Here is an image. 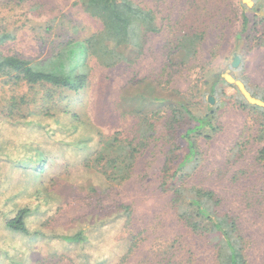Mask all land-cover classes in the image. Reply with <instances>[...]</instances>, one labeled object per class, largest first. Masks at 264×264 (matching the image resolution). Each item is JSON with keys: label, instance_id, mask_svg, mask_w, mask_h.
<instances>
[{"label": "rangeland", "instance_id": "obj_1", "mask_svg": "<svg viewBox=\"0 0 264 264\" xmlns=\"http://www.w3.org/2000/svg\"><path fill=\"white\" fill-rule=\"evenodd\" d=\"M134 1L154 10L159 30L146 34L141 51L123 49L132 61L104 67L95 57L90 58V78L82 90L31 86L0 76V136L6 137L0 145V182L8 169L4 163L8 164L23 149L17 141L24 126L7 122L9 115L18 118L41 113L47 103L53 105L54 113L65 110L78 113L106 136L120 130L122 137H132L137 123L135 112L160 109V116L155 118L154 136L138 153L132 176L121 184L93 187L78 176L80 169L73 167L65 171V161L74 157L71 148L56 151L59 158L48 162L47 177L70 174L73 194L66 202L41 205L45 215L40 220L32 215L30 227H39L41 220L48 217L49 227L44 231L49 234L74 233L83 227L89 232L92 219L88 215L100 212L102 217L114 219L104 237L87 238L81 248L61 239L38 237L34 243L24 244L22 252L29 259L54 251L69 254L50 258L43 264H73L70 258L77 264H97L98 256L102 261L106 259L102 264H112L126 251L127 237L134 235L138 245L124 264H216L213 246L180 222L171 193L161 187L162 168L170 146L164 137V124L171 113L170 105L186 103L195 115L210 114L216 128L206 131L209 138L194 133L198 158L188 164L184 182L218 193L223 208L238 219L249 263L264 264V161L259 159L264 148V117L261 112L242 105L244 96L224 77L231 72L252 94L264 97V15L241 0ZM253 1L264 12V0ZM242 10L249 16L252 31L246 33V47L238 51L239 67L233 68ZM101 28V22L85 10L82 0H0V31L13 36L1 47L7 54L30 60L46 58L60 42L71 37L83 40ZM194 30L203 38L196 54L187 59L178 44L184 33ZM49 90H52L51 98ZM182 117L186 121L189 115L183 113ZM44 134L57 145L69 141L61 130L51 136L41 131V137ZM23 137L31 143L30 136ZM12 171L15 181L23 179L21 170ZM12 191L15 188H4L3 182L0 183L2 204L15 201L4 204L6 208L14 210L25 201L31 202L32 207L36 205L33 199L7 200ZM58 191L59 198H64L63 188ZM122 203L129 204L133 210L132 222L124 233L125 217L117 214L112 218L109 212L114 209L108 208ZM175 239L180 243L176 244L179 249L176 254L174 250L167 254L166 249L172 247ZM8 252V255L0 253L4 264L10 263L11 257L17 258L19 250L11 248Z\"/></svg>", "mask_w": 264, "mask_h": 264}, {"label": "trees", "instance_id": "obj_2", "mask_svg": "<svg viewBox=\"0 0 264 264\" xmlns=\"http://www.w3.org/2000/svg\"><path fill=\"white\" fill-rule=\"evenodd\" d=\"M82 4L92 17L101 22L102 28L83 40L71 37L60 42L57 49L46 58L30 60L20 55L5 53L1 47L13 36L6 31H0V76H7L15 82H25L31 86L51 85L78 92L89 81L90 58L95 57L104 67L115 66L121 61H130L131 58L123 49L141 51L146 34L159 30L154 10L142 7L134 0H82ZM200 40L201 36L196 30L181 36L178 45L185 58L189 59L196 54ZM48 96L51 98L52 90H49ZM46 98L47 96L44 97L45 101ZM243 99L242 105L250 106L261 112L264 117L263 107L251 105L245 98ZM261 99L264 100V97ZM170 106L171 113L164 124V137L170 146L162 168V189L171 193L172 205L180 222L213 246L216 251V264H250L244 252L246 240L238 219L223 208V200L218 193L213 189L186 185L184 182L188 164L198 158V141L194 133L209 138L206 131L216 128L210 114L195 115L186 103ZM41 110V113H30L18 118L11 115L6 117L7 122L24 126V131L17 141L23 145V149L19 155L13 156L8 164L6 162L3 165L8 167L6 175L1 180L4 188L12 187L16 190L7 195L6 199L16 200L20 197L22 202L27 199L36 201L33 207L31 202L25 201L14 210L6 208L4 204L15 201H5L4 204L0 201V253L8 255V249L19 250L15 255L18 257H11L8 264H43L50 258L69 255L54 251L29 259L21 248L38 237L48 240L61 239L79 244V248L87 243V238L91 239L92 236L98 237L97 239L103 238L107 227L111 226L114 219L102 217L100 212L88 215L92 219L89 223V232L83 227L74 233L49 234L48 231H44L45 227H49L48 217L41 220L39 227H30L29 219L32 215H35L37 220L45 215L43 205L50 202H66L73 194L74 187H71L73 181L69 182L70 174L66 173L57 178L47 177L48 162L58 159L62 149L71 148L74 149V157L65 161V171L68 172L73 167L76 170L80 169L78 176L93 187L121 184L132 176L138 153L154 136L157 127L155 118L160 116V109L151 112L136 111L137 123L132 137H122L120 130L106 136L101 129L72 110L54 113L53 105L47 103ZM183 113L189 115L187 122L183 121ZM56 130L65 132V138L69 141H61V144L57 145L46 134L41 137V131L51 136ZM26 135L30 136L31 143L28 138L23 139ZM5 139L3 135L0 136V145ZM259 159L264 161V148L259 153ZM13 169L21 170L23 179L15 181L16 177L11 176L14 175ZM18 184H21L20 188ZM60 187L64 190V198H59ZM6 191L7 189H4V192ZM108 208L114 209L109 212L112 218L117 214L125 217L122 232L127 231L132 222V207L122 203L109 205ZM12 239L18 240V243L12 242ZM126 240H128L126 251L112 264H124L138 245L134 235L127 237ZM176 244H180L178 239L171 243L172 247H168L166 253L170 254V250H174L172 252L176 254L179 249ZM70 259L73 264H77L73 258ZM3 260H0V264L5 263ZM97 260L99 262L97 264L106 263V259L102 261L101 256H98ZM189 261L192 262L190 259ZM184 263L187 262H181Z\"/></svg>", "mask_w": 264, "mask_h": 264}, {"label": "water", "instance_id": "obj_3", "mask_svg": "<svg viewBox=\"0 0 264 264\" xmlns=\"http://www.w3.org/2000/svg\"><path fill=\"white\" fill-rule=\"evenodd\" d=\"M243 3H245L246 5H248L249 7H252L254 4L253 0H242ZM260 13L262 15H264L263 11H260ZM240 62V57L238 55L235 56V60L233 62V66H237ZM225 79L227 82H229L230 84H234L237 86V88L239 89V91L242 93V95L244 96V98L247 100L248 103L252 104V105H257L260 107L264 108V100L254 96L250 90L247 88L246 84L240 80L235 78L232 74L230 73H226L224 75ZM210 101L213 102V98L210 97Z\"/></svg>", "mask_w": 264, "mask_h": 264}, {"label": "flooded vegetation", "instance_id": "obj_4", "mask_svg": "<svg viewBox=\"0 0 264 264\" xmlns=\"http://www.w3.org/2000/svg\"><path fill=\"white\" fill-rule=\"evenodd\" d=\"M242 1V0H241ZM248 6V5H247ZM249 7V6H248ZM251 8H255L257 11H261L260 10V7L258 6V4H255V2H254V4H253V6L251 7ZM241 20H240V23H241V26H240V29H239V33H237V35H236V39H237V44L234 46V48H235V51H233L234 52V54H235V56L236 55H238V51H240V49L242 48V47H246V45L248 44L247 43V41H248V37H247V34L246 33H248V31H252V28H250L249 29V16L247 15V13H246V11L245 10H242V12H241ZM247 18V19H246ZM246 20V21H245ZM263 22H264V20H263ZM201 36V35H200ZM202 36H201V40H200V42L202 41ZM199 42V43H200ZM235 56H234V59H233V61H232V67L233 68H237V67H239V65H240V63H241V59H240V62H239V64L237 65V66H233V62H234V60H235ZM230 72V71H229ZM231 73V72H230Z\"/></svg>", "mask_w": 264, "mask_h": 264}]
</instances>
